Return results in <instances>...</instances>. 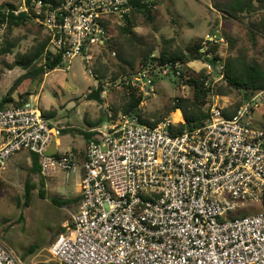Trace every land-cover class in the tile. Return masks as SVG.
I'll return each instance as SVG.
<instances>
[{"label": "built area", "instance_id": "2783aa9c", "mask_svg": "<svg viewBox=\"0 0 264 264\" xmlns=\"http://www.w3.org/2000/svg\"><path fill=\"white\" fill-rule=\"evenodd\" d=\"M16 3L15 13L26 10L44 26L49 50L64 65L75 56L90 64L112 36L110 18L132 8L128 0ZM217 40L226 44L222 35ZM203 65L213 81L223 79L221 62L216 70ZM179 67L140 65L112 84L152 91L154 75L177 77ZM209 99L207 123L182 132L171 118L148 125L134 112L109 111L83 156L47 152L55 127L31 98L0 108V170L27 151L37 155L44 176L78 177L72 224L49 248L59 264H264V126L254 121L264 89L229 117L226 95ZM247 205L260 209L244 213ZM0 264L28 263L0 239Z\"/></svg>", "mask_w": 264, "mask_h": 264}, {"label": "rangeland", "instance_id": "374dc122", "mask_svg": "<svg viewBox=\"0 0 264 264\" xmlns=\"http://www.w3.org/2000/svg\"><path fill=\"white\" fill-rule=\"evenodd\" d=\"M148 1L152 2L153 19L149 21L142 14L133 16L135 24L133 42L145 51L153 49V54H158L161 48H183L195 38L212 37L207 34L220 30V34L230 37L233 41V55L242 53L248 58L257 59L264 65V38L256 36L254 44L248 32L251 22L264 18V0L255 2V10L240 15V19L218 11L214 7V1L217 0ZM122 23L123 19L112 17L111 50L105 49L102 52L103 49H101V52L96 54L94 60L88 65L84 63L82 57H73L67 64L48 72L37 88V92L29 96L38 104L45 116L48 113L52 115L46 118L52 122L56 137L60 139L57 147L60 152L68 149L65 152L74 155L78 150L84 153L87 143L85 137L83 133L74 129L85 130L90 128L89 125H98L103 117L106 123L109 111L116 113L114 115L122 112L126 97L125 89L121 85L112 84L110 78L116 74L118 77L115 81L119 84V79L123 76L122 67H128L127 62L122 61L121 57L133 60L135 70L140 66L139 57L130 54L132 48L120 51V57L117 56L118 39L122 41L125 38L118 35V26ZM45 34V29L34 22L15 27L10 33L0 30V41L3 44L5 41L14 43L11 53H3L0 56L2 68L0 100L14 79L24 71L19 66L8 68V65L13 62L14 54L29 48L36 36L43 37ZM112 50L115 54H111ZM137 50L140 52L141 49L137 48ZM189 65L196 71L204 67L201 60L191 61ZM86 66L90 67L91 72ZM96 75L100 78L98 79ZM99 81L109 83L107 86L103 85L101 99H87L86 97H90V93L96 89ZM175 82L171 75L153 76V90L139 106L145 119L154 121L159 118L160 121L171 118L174 121H183L181 109H174L172 105L174 97L191 95V88L183 82ZM29 87L34 85L31 86L30 82L25 81L17 87V91ZM226 96L234 104L238 103L242 97L235 92ZM254 121L260 125L264 122V106L255 112ZM58 127H60V133L57 132ZM73 147L76 149L75 152L72 150ZM53 148L54 144L47 152ZM30 158L29 152H18L10 158L6 167L0 170V239L28 264H59L51 255L49 248L57 235L61 233L62 228L71 223L72 214L76 212L78 205L73 203L60 206L51 198L53 196L70 198L79 195L77 190L73 189L78 180L75 174L65 176L62 171H57L52 176H44L41 171L32 172ZM27 178L33 183V188L26 202L24 193ZM41 178H44L45 196H41L38 191ZM251 206L253 205H247L246 208ZM243 212L247 213L246 210ZM29 247H33V251L27 252Z\"/></svg>", "mask_w": 264, "mask_h": 264}, {"label": "trees", "instance_id": "16d2710c", "mask_svg": "<svg viewBox=\"0 0 264 264\" xmlns=\"http://www.w3.org/2000/svg\"><path fill=\"white\" fill-rule=\"evenodd\" d=\"M45 1L54 4L61 0ZM128 1L131 3L132 8L130 13L125 14L122 18L123 23L118 26V35L125 38L122 41L118 39L117 56L120 57V51H125L132 48L130 54L134 57H139L138 59L140 65L158 66L164 65L167 62L175 63L177 61L180 63L179 74L177 77L171 74L165 75H171L175 79V83L183 82L185 85L191 88V95L187 97H174L172 107L174 109L180 108L183 114V121H178L174 126L176 131L182 132L184 130L202 127L207 123V119L209 117L208 107L211 103L209 98L212 94L218 93L220 95H227L229 93L235 92L242 95L241 100L238 103H233L228 109L225 110V116L229 117L232 115L235 108L241 103L242 100L247 99L254 91L264 89V65L258 62L257 59L248 58L242 53L233 55V41L230 37L223 35L222 33L220 34V30L212 31L211 34L219 32V35H222L225 38L226 44H221L217 40L219 35H215L214 39H206L201 37L195 38L183 48H161L158 51V54H153V49L145 51V49L142 47L135 45L133 42V38H135L133 31V26L135 25L133 16L135 14H142L147 20L151 21L153 19L152 2L148 0ZM260 1L262 0H217L214 1L215 6H213L216 7L218 11L227 14V16L240 19V15L244 13H250L251 11L253 12L255 10L254 3ZM18 5L19 4L12 1L0 2V30H2L4 33H10L15 27L23 26L30 22H34L39 27L44 28L41 23L33 19V16L28 15V11L20 10L19 12L15 13L14 10L18 8ZM111 20L112 18H110V22ZM248 32L250 33V37L254 44L256 36L264 38V18H260L258 21L251 22ZM13 46V42L5 41L3 44V42L0 41V56L3 53H11ZM137 48L141 49L140 52H138ZM102 49V52L105 51V49L108 51L112 49V37L107 40L106 47H103ZM121 60L126 61L128 66L122 67V75L129 76L135 71L133 60L124 59L122 57ZM194 60L210 62L215 70L217 63L221 62L223 64V79L220 81H213V78L206 72L204 67L196 71L189 65V63ZM61 65H64L62 62V55L60 53L54 54L49 50L48 34L46 33L43 37L36 36L34 43L26 50L16 52L14 54L13 62L8 65L9 69L13 68L14 66H19L24 71L14 79L6 93L1 98L0 108H3L10 103L17 105L24 100H28L31 94L37 92V88L43 82L45 75ZM1 71L2 68L0 67V72ZM214 73H216V71H214ZM117 77L118 76L116 74H113L110 78V82H114ZM25 81H28V83L30 82L31 86L34 85V87L17 91V87ZM104 84L105 83L102 81H99L96 89L90 93V97L86 98H96L100 100V95ZM122 87L125 89L124 91L126 96L122 105V112H134L140 121L148 125L156 124L159 121V118L154 121L145 119L139 109L140 104H142L143 100L151 93V91L146 90L145 92H138L136 88H133L130 85H123ZM14 92H16V94H14ZM114 114L113 116H115ZM47 116L51 117L52 115L48 113L46 117ZM107 117L108 119L110 118L108 114ZM103 123L104 117L99 120L98 125H89L90 128L85 130L82 128H75L74 130H78L79 132L83 133L86 142H88L96 134L101 132L100 129ZM261 125L264 126V122L261 123ZM58 128L60 131V127ZM30 154L32 162L31 171L40 172L41 169L37 155L34 153ZM42 179L43 178H41L39 181L38 191L41 196H45V191L43 189L44 182ZM32 188L33 183H31L29 178H27L25 180L24 193L26 202ZM51 199L55 204L60 206L73 203H77V205H79L81 197L80 195L70 198L53 196ZM253 209L257 211L260 209V206L253 205L248 207L246 212H255ZM70 224H72V219ZM64 229L65 228H62V230ZM33 249V247H29L27 252H31Z\"/></svg>", "mask_w": 264, "mask_h": 264}, {"label": "crops", "instance_id": "0c3cea01", "mask_svg": "<svg viewBox=\"0 0 264 264\" xmlns=\"http://www.w3.org/2000/svg\"><path fill=\"white\" fill-rule=\"evenodd\" d=\"M60 133V132H59ZM59 143H60V139L58 138V137H56V134H54V136H53V139H52V141L49 143V145L47 146V150L54 144V148L52 149V150H50V152L49 153H54V154H56V153H62V152H65V151H67L68 149H66V150H64V151H58V149H57V147H58V145H59ZM72 150H73V152H75V148L73 147L72 148ZM20 152H25V151H20ZM82 151H80V150H78V152L76 151V153H75V155L76 156H82L83 155V152L81 153ZM30 153V152H29ZM16 154V153H15ZM13 156V155H12ZM11 156V157H12ZM10 160V159H9ZM8 160V161H9ZM30 161H31V158H30ZM8 163V162H7ZM76 178H77V180H78V177L76 176ZM44 179V178H43ZM42 179V180H43ZM44 186H45V183H44ZM67 186H69V184L67 185ZM73 186V185H72ZM73 189H75V190H77V192H78V194L80 195V184H79V180L77 181V185H74L73 186ZM76 196V195H75ZM63 231V230H62Z\"/></svg>", "mask_w": 264, "mask_h": 264}]
</instances>
